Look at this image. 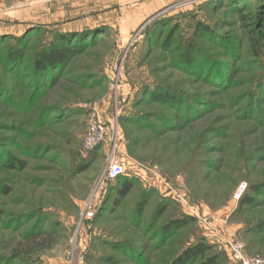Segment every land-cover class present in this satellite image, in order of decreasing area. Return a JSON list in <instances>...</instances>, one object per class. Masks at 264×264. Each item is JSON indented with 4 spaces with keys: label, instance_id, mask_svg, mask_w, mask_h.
<instances>
[{
    "label": "rangeland",
    "instance_id": "rangeland-1",
    "mask_svg": "<svg viewBox=\"0 0 264 264\" xmlns=\"http://www.w3.org/2000/svg\"><path fill=\"white\" fill-rule=\"evenodd\" d=\"M63 37L81 38L84 48L53 72V86L30 111L26 69ZM21 38L27 50L13 79L5 52ZM188 45L200 51L195 58L225 66L224 91L187 72L180 59ZM0 83L16 103L0 97V182L11 189L0 193V264H108L110 256V264H134L112 246L124 241L145 248L148 264H165L200 239L216 264H238L230 254L236 242L246 257L264 259V236L244 233L264 209L236 210L249 185L264 180V0H0ZM147 88L177 98L201 94V118L186 125L176 118L161 135L135 123L141 114H172L138 100ZM252 91L253 100L233 104ZM43 107L53 111L40 118ZM93 122L104 135L86 152ZM6 154L24 161V170H4ZM111 161L136 182L119 206V183L107 178ZM142 190L149 200L138 229ZM160 203L166 210L155 231L169 218L192 222L155 249L143 231Z\"/></svg>",
    "mask_w": 264,
    "mask_h": 264
},
{
    "label": "trees",
    "instance_id": "trees-1",
    "mask_svg": "<svg viewBox=\"0 0 264 264\" xmlns=\"http://www.w3.org/2000/svg\"><path fill=\"white\" fill-rule=\"evenodd\" d=\"M200 25L201 23L197 24V27H201L202 32L207 33L206 35H209V27ZM22 40V38L17 39L14 44L8 45L6 47L4 66L9 72L10 78L13 79H15L18 70H21L24 62L23 60L26 55L27 49L24 50L23 47H21L23 46ZM169 40L170 37H168L167 39L165 37L164 42L166 45ZM58 41L60 42L61 47L52 45L51 47H46L44 49L42 48L41 50L37 51L34 56L32 66L29 69H26V72L32 73V75H30V83L32 86L30 85V87H32L33 93L30 94L28 99L26 100L27 109L30 111L33 110L32 108L34 103L39 99V93L43 92L44 88L48 89L53 86L55 82V75L53 72L61 71L62 69H64L71 58L78 55L81 51V48L83 47L80 43L82 41L81 38L73 44L69 42V40L65 37L59 38ZM250 41L252 42L253 49H255L256 42L252 38L249 39V42ZM190 46L188 45V48L185 50L184 55L180 59L182 65H186V67L188 68L187 72L191 74L195 73V75H201V77L204 79V82H209L210 84L214 85V87L218 88L219 91H224V88L228 82V76L225 73V66L218 65L217 63H215V61H212L210 57L205 58L204 56L200 59L199 57L198 59L195 58V55L200 56L199 54L201 53L196 49L194 45ZM201 65L206 66V69L202 70ZM25 87L30 88L29 85H25ZM8 89V86L6 87L5 84L0 83V97L4 99V101L11 103V107L16 109V105H14L16 103H14V100L12 99ZM147 89L142 90L139 95V101L148 104L154 103L166 106L170 109V113H172L141 114V116H138L140 118H137L135 120V123H141L142 125H145V127L148 126L149 128H152L157 135H161L165 133V131L172 130V128L175 126L174 122L176 118H182L185 123L184 125L190 124L194 120L201 118L202 111L197 107L199 105L204 106L205 101H203L204 98L201 94L190 97L187 96V98H183L182 96L181 98H177L172 96V93H168L166 90L159 91V89H157L156 91H150V89ZM247 96H252L251 98L253 100L256 94H254V92L252 91L248 95L236 99L233 104H239ZM20 98L22 99V96L17 95V99ZM251 98L248 99L252 102ZM181 102L183 103V105ZM52 111L53 108L43 107V109L40 110V118L49 116ZM247 111L248 110H246V112ZM176 113H179L181 116L179 117L175 115ZM248 115L249 114H246L245 116L248 117ZM38 126L41 127V123H38ZM6 127L7 126L3 128ZM3 152L5 153V151L1 149L0 155ZM257 154L258 151H255L251 155L250 160L255 158ZM6 155L4 157V162L2 163V168L4 170H24V161L17 159L12 155ZM212 166H214V163H212L211 161L206 163L207 168ZM113 181H115L116 184L119 183V189L116 192L117 200L114 202L115 206H119L120 202L124 200L134 189V184L136 182L124 176L119 177ZM10 190V187H7L0 182L1 194L7 195L9 194ZM148 200V193L142 190L140 200L137 203L136 210L133 216L135 218V226L138 229L142 224V215L145 211L146 203ZM236 208L237 212L246 210H250V212H253L254 210H259L261 208L264 209V180L250 184L247 189V193L243 195V197L238 201ZM165 210L166 205H163L162 203L158 204L156 211L153 213L149 223H147L144 229L145 231H143L144 237H147V235H149V240H156L154 243L155 249L163 248L167 239L171 238L177 230L187 226L192 222V219L187 216L179 218H169L160 225L158 231H155L154 228L155 226H157L158 221L163 216ZM33 232H30L29 235H34ZM244 233L255 236H264V216L260 217L259 219H255L254 223L247 227ZM112 246L114 249L121 252V254L124 255V258L132 261L134 264H148L146 257H144L141 253L145 248L141 249L137 246L136 243H132L131 241H124L115 243ZM209 249V246L203 239L197 240L181 250L170 261L165 262V264H216L214 256L207 255ZM114 259V257L110 256L105 258V262L110 264L112 263V261H114ZM198 259H201L200 262H197Z\"/></svg>",
    "mask_w": 264,
    "mask_h": 264
},
{
    "label": "built area",
    "instance_id": "built-area-1",
    "mask_svg": "<svg viewBox=\"0 0 264 264\" xmlns=\"http://www.w3.org/2000/svg\"><path fill=\"white\" fill-rule=\"evenodd\" d=\"M104 135V127L99 125L97 122H93L90 126L88 135L85 139V151L91 152L97 148L101 143L102 137ZM125 176L124 168L121 164L110 162L107 178L110 181L116 180L119 177ZM244 186L239 188L238 193L235 196V199L238 200L244 191ZM91 214L89 215V217ZM88 217V218H89ZM230 254L232 259L238 264H264V259L259 257H246L244 255V246L238 242L230 245Z\"/></svg>",
    "mask_w": 264,
    "mask_h": 264
}]
</instances>
